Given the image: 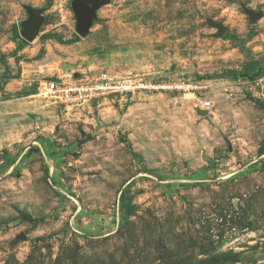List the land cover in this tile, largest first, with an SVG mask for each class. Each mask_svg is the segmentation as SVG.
I'll use <instances>...</instances> for the list:
<instances>
[{
	"label": "rangeland",
	"instance_id": "374dc122",
	"mask_svg": "<svg viewBox=\"0 0 264 264\" xmlns=\"http://www.w3.org/2000/svg\"><path fill=\"white\" fill-rule=\"evenodd\" d=\"M72 2L0 0V264H264V0H110L86 37ZM106 76L183 87L44 93Z\"/></svg>",
	"mask_w": 264,
	"mask_h": 264
},
{
	"label": "built area",
	"instance_id": "2783aa9c",
	"mask_svg": "<svg viewBox=\"0 0 264 264\" xmlns=\"http://www.w3.org/2000/svg\"><path fill=\"white\" fill-rule=\"evenodd\" d=\"M182 88L183 85H151L140 81H119L115 82L111 77H104V81L91 83L85 79L69 80L60 82L59 79H51L46 82V95H51L61 103L68 106L82 105L86 101H91L109 93L134 92L147 88ZM210 101L203 103L204 107H209Z\"/></svg>",
	"mask_w": 264,
	"mask_h": 264
},
{
	"label": "water",
	"instance_id": "95a60500",
	"mask_svg": "<svg viewBox=\"0 0 264 264\" xmlns=\"http://www.w3.org/2000/svg\"><path fill=\"white\" fill-rule=\"evenodd\" d=\"M110 0H96L89 2V0H73L72 8L77 18L76 31L81 37H86L94 22L96 21L98 9L108 3ZM28 18L22 22V29L20 31L21 36L26 41H33L40 31L44 22V17L40 9L34 7H27ZM251 23L261 17L260 13L248 10ZM210 24L218 31L217 36L222 37L226 33V27L215 21H210ZM202 115H206V111H201Z\"/></svg>",
	"mask_w": 264,
	"mask_h": 264
},
{
	"label": "trees",
	"instance_id": "16d2710c",
	"mask_svg": "<svg viewBox=\"0 0 264 264\" xmlns=\"http://www.w3.org/2000/svg\"><path fill=\"white\" fill-rule=\"evenodd\" d=\"M14 33H15L16 37L20 36V33H19L17 28H15ZM227 37L233 43L237 44L242 51H244L246 43L251 38V32H249L246 37H240L239 35L233 34V33L228 34ZM27 43L28 42L24 38H21L20 42L18 43V46L23 48L24 46H26ZM259 64H260L259 61L250 59L246 63L245 69L247 71H255V70H257ZM259 152H260V155L264 154V140H263V142L260 145ZM120 211H121L120 212L121 215L124 216V217L130 216V215H132L135 212V204L133 203L132 198L129 197V196L128 197H124L123 193L121 195Z\"/></svg>",
	"mask_w": 264,
	"mask_h": 264
}]
</instances>
